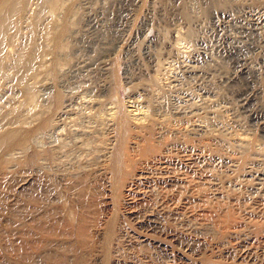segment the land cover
I'll return each mask as SVG.
<instances>
[{
  "label": "rangeland",
  "instance_id": "1",
  "mask_svg": "<svg viewBox=\"0 0 264 264\" xmlns=\"http://www.w3.org/2000/svg\"><path fill=\"white\" fill-rule=\"evenodd\" d=\"M46 1L26 0L25 12L13 19L16 26H12L16 30L12 27L10 39L3 47L5 52L2 51L8 62L0 73V95L4 100L13 99L25 105V109L37 112V115H31L24 124L30 131L27 148L13 154V162L11 160L5 168H0V264H113V256L107 253L105 230L100 227L104 223L102 226L106 229L109 221L117 229L119 226L127 228L132 242L140 235L149 236L145 244L134 250L138 254L152 255L159 264H182L188 256L193 264H252L248 259H239L243 251L240 246L247 242H253L255 246L253 257L261 261L257 264H264L261 245L264 216L262 219L248 217L238 234L221 228L208 212L207 220L202 222L197 218L189 220L187 225L181 220L174 224L162 222L164 231L173 229L187 233L188 238L194 237L187 252L188 249L170 244V238L166 239L165 235L146 234L143 225H137L123 210L117 188L108 189L104 181L109 172L107 161L111 159L104 156V149L109 144L117 148L119 143L123 145L125 142L124 147L131 153L136 135L149 133L159 146L169 141L209 144L218 148L221 157L233 161L231 168L216 164L215 169H210L223 184L221 201L225 205H229L226 203L230 196L240 197L242 201L264 200V181L261 184L263 193L261 190L255 195L245 193L246 187L255 182L250 177L251 172H264V141L258 138V131L250 127L238 101L247 82L241 80L233 87L223 83L222 75L230 77L233 66L232 63L226 66L217 51L222 48L219 50L222 52L229 46L223 42L224 33L217 37L213 22L199 12L201 0ZM252 1L230 0L228 5L220 8L224 15L217 21L227 20L230 47L237 43L246 49V67L256 88L258 111L264 117V73H260L264 65V21L261 28L249 27L245 32L240 31V27L249 23L248 7L257 5ZM52 5L56 6L52 8ZM38 9L41 10L39 56L34 74L26 78L28 83L25 85L28 86L22 87L16 85L12 77L10 61L29 39L30 19L39 13ZM255 9L264 20V5ZM225 16L228 18L224 19ZM135 108L139 111L134 112ZM160 113L166 116H158ZM196 124L201 125L202 131L190 129ZM161 129L165 134L159 138L157 134ZM238 142L252 144L253 155L247 162L242 161L245 150ZM244 168L251 171L246 173ZM26 175L33 178L29 188L17 189V182ZM235 179L240 180V186L235 184ZM216 203L220 201L214 202L218 209ZM251 213L256 215L257 209ZM72 228H76L80 235L69 234ZM154 241L164 242L162 244L170 251H160ZM240 241L244 243L239 244ZM125 243L121 244L122 252L115 259L121 257L122 264H134L141 256L132 259L133 253L126 251Z\"/></svg>",
  "mask_w": 264,
  "mask_h": 264
},
{
  "label": "bare ground",
  "instance_id": "2",
  "mask_svg": "<svg viewBox=\"0 0 264 264\" xmlns=\"http://www.w3.org/2000/svg\"><path fill=\"white\" fill-rule=\"evenodd\" d=\"M43 1H44V3L47 2L46 0H43ZM56 1L57 0H53L52 3L56 2ZM229 2H230V0H201L200 3H198V10H199L200 13L205 15L207 17V19H209V21L213 22L212 23L213 24L212 28H214L217 37H220V36L222 37L221 34L224 33V36L222 37L223 42L225 43V45H228L229 47H226L225 49L222 50V52H219V50L222 49L221 48L217 52H218V55L222 56L223 63H225L226 66H229V64L232 63V66H233V71L232 72H233V74H231L230 77L222 75V78H224V79H222L224 81L223 83H225L229 87H233L236 83H238L241 80H245L247 82V88L242 93L239 94V100L238 101L241 104L240 109H241V112L246 116L247 121L250 124V127L252 129L258 131V134H259L258 138H260L262 141H264V117H263L262 113L260 112V110L258 111V107H257L258 106V97H257V93H255V89L256 88H255V85L253 84V81L251 80V78H252L251 77V72H249V70L246 67V64H247V52H246V49L242 45L240 47V45L237 44V43L236 44L232 43L233 46L230 47V45H231V37H230L229 34H227V32H228V24H227V22H225L227 20L222 21L220 23L217 21L218 19L222 18V16L224 15V14H222L223 11L220 8L225 7L226 5H228ZM251 3L257 4V5L248 7V9H250L248 11V13H249V23L247 24V26H242V28L240 27V31L245 32L249 27H251L253 29L261 28L260 26L263 25L262 21H264V20L261 19V16H260L259 12H257V10L255 8L256 7H260L261 5H264V0H253ZM232 4H233V1H232ZM25 5H26V0H0V73H1V70H2L3 66L6 64V62H8V61L4 60V59H7V58H4L2 56V53L5 52V51H3V49H4L3 47L6 46L5 41L8 42L9 39H10L9 35H10V30L13 27L12 26L13 19L19 13L25 12L24 11L25 8H26ZM52 6H53L52 8H54V6H56V5H52ZM42 9H43V6H42L41 10ZM41 10H39V13L37 12L38 14L33 16L31 19L28 17L30 19V26H31V28H30L31 29L30 37H29V39L27 40V42L23 46L21 45L22 47L20 49H18L17 53L15 52L16 54H15L13 60L10 61V63H11L10 65L12 66V70H13L12 71L13 73L11 72L12 77L15 79L16 85L18 84L19 86H22V87L23 86L25 87L26 86L25 84L28 83V82H26V81H28V80H26L27 76H29V74H30L29 77H31V74L35 71V61L38 59V56H39V54H38V51H39L38 50V37H39V31H40L39 30L40 29L39 28V26H40L39 24L41 22L40 21ZM26 17H27V15H26ZM187 17L189 18V15H187ZM227 18H228V16H227ZM227 18H226V16L224 17V19H227ZM15 23H16V21H15ZM13 25H15V24H13ZM210 26H212V25H210ZM13 28H15V27H13ZM65 29H66V27H65ZM15 30H16V28H15ZM253 35H254V33H253ZM263 37H264V34L262 35V39H263ZM248 39H249V37H248ZM251 40L253 42H255V41L257 42L256 39L255 40L251 39ZM4 43H5V45H4ZM225 45H224V47H225ZM9 55H8V58L10 57ZM13 55H14V52H13ZM215 55L217 56V54H215ZM6 56H7V53H6L5 57ZM9 59H11V58H9ZM11 66H10V68H11ZM260 71H261L260 73H262V72L264 73V65L260 68ZM23 89H25V88H22V90ZM28 89H29V87H28ZM26 93H28L27 89H26ZM5 99H6V97H5ZM31 104L32 103H30V105ZM24 107H25V105L23 106L21 104H18L15 101H13V99H12V101L10 99L9 100H4L3 96L0 95V168H5V166L7 164H9V162L12 160L13 154L15 155L17 152L18 153L21 152V151L23 152L24 148H27L26 146H28L30 131L27 130V128L24 127V124L28 121V119L31 117V115H37V112L36 113L35 112L32 113V111H29V110H27V108L25 109ZM162 107H163V105H162ZM136 110H137V108H135L134 112H136ZM156 110L158 111V109H156ZM156 110H155V113H157ZM137 111H139V110H137ZM158 116H160V117L164 116L165 117L166 115H161V113H160V114H158ZM110 118H112V117H110ZM123 118H125V117H123ZM123 118H122L121 121H123ZM126 121H129V119L128 120L126 119ZM126 123L128 124V122H126ZM126 123H123V124L125 125ZM171 123L172 122H169V124H171ZM119 126H120V124H119ZM128 126H129V124H128ZM141 127H143V126H141ZM171 127H172V125H171ZM58 129H59V127H58ZM162 129L157 134L159 138H162L163 135L165 134V131L162 130ZM190 129L193 130V131H202V127H201L200 124L199 125L198 124L192 125L190 127ZM126 131H127V129L125 130V132ZM128 131H130V130H128ZM140 132H142V131H140ZM40 133H38V134H40ZM33 134H35V133H33ZM152 136L149 133L148 134H144V133H140L139 134L138 133L136 135L137 141L133 142V146H132V149H134V151L131 152V153H130V151L128 152V150L124 147L125 146L124 145L125 142L122 143L123 145H120V143H119V146L117 148H116V146L113 147V146H111L109 144L104 149V156L107 157V158L111 157V159L109 161H107V164H108V168L107 169H108L109 172H107L105 177H104V181L106 183V187L108 189L113 188L114 186L117 188V191L119 192V197L122 198V203H123V207H124L123 210H125L126 213H128L129 218L132 221H134L135 223H137V225H138V223L140 225L141 224L143 225L144 230L147 232L146 234L159 233V235H165L166 239H167V237L171 239V241L169 239V243L170 242L174 243V246L176 245L177 247H180L183 250L188 249L187 250V252H188V251H190L189 250L190 249L189 248L190 247L189 243H191V241H193L192 238H194V237L188 238L189 235L187 233H183V232H180V231L178 232V231H175L173 229L169 230V231H164L162 229V224H163L162 222L171 221L174 224L178 220H181L182 224L187 225V222L189 220L195 219V218L199 219L202 222V221L207 220L206 218H207V212H208L211 216L216 218L215 220L221 226V228H223V229L225 228L226 231L229 230L230 233H236L237 232V234H238V231H240V230L242 231V227L244 225H246L245 221H246V219L248 217L249 218L252 217L253 219L254 218L258 219L259 217H261V219H262V216H264V200H261V199L260 200L259 199L244 200L243 199V201H242V199L240 197L236 198L234 196L233 197L230 196L228 202L226 203V204L229 203V205H225V203H223V201H221L223 199V194H221V187L223 186V184L220 183L221 182L220 178L217 175H215L216 172H214V175H213L210 172V169H212V167H213V169H215V167H217L216 164H221L222 166L227 167V169H228V168H231V166H232V164L234 162L233 161L229 162L230 159L227 160L225 157H221L218 154L219 153L218 148H212L209 144H208L209 146L207 145L208 146L207 147L204 144H202V145L201 144H190V143L186 144V143H182V142H181L182 144L181 143L179 144L178 142H175V141H172V142L169 141V142L165 143L164 145L159 146L157 144L158 141H157V143L153 142V139L151 138ZM244 136H246V135H244ZM52 137H54V136H52ZM120 137H121V135H120ZM126 137H127V135H125L124 139ZM49 142H51V141H49ZM239 142H238V144L240 145V147L244 148V150H245V155H243L242 161L247 162V160L250 159L252 157V155H253L252 144L251 143H247V142H244V143H242V142L239 143ZM197 143H199V142H197ZM39 144H40V142H39ZM114 145H115V143H114ZM49 146H51V145H49ZM215 147H217V146H215ZM54 150H57V148L54 147ZM50 157H48V158L50 159ZM52 157H53V155H52ZM57 157H59V156H57ZM54 158H56V157H54ZM11 162H13V160ZM255 166H256V164H255ZM9 168H11V167H9ZM244 171L246 173H249L251 170L248 169V168H244ZM251 173H253L251 176L249 174L248 175L251 178L253 177V179H254L253 181H255V182H254L253 186L246 187V190L243 188L245 190V193L247 192V195H248V193H249V195H251V193L254 194L256 192H261L262 191L261 190V187H262L261 184L264 181V172L256 171V172H251ZM242 177L248 179L247 176H243L242 175ZM35 179H36V177H35ZM18 180H19V178H18ZM32 181H33V178L31 176H27L26 175L25 177H23L20 180V182H17V186L16 187H17V189H24L25 187H28L32 183ZM235 181H236L235 184L239 185V181L240 180L235 179ZM74 183H75V180H74ZM241 183H242V181H241ZM3 189H4V187H3ZM117 191L116 192L114 191V192L117 193ZM240 191H242V189ZM135 192H138V195H135ZM240 193L242 194L243 192H240ZM262 193H263V191H262ZM256 195H258V193ZM56 196H57V194H56ZM228 197H229V195H228ZM215 201H220V203H218V204L216 203L218 209H216V207L214 206V202ZM111 205H113V204H111ZM243 207H245L244 210H242ZM80 208H78V209H80ZM211 208L214 209V210H211ZM15 209H16V207H15ZM114 209H116V208H114ZM253 209H255V210L257 209V214L256 215L251 213V211ZM104 217H106V216H104ZM123 218H125V217H123ZM261 219H259V220H261ZM66 220H67V218H66ZM208 220H211V219H208ZM251 221H253V220H251ZM105 222H107V220H105ZM128 224H131V223H128ZM102 225L100 227H102L105 230V235L104 236H106L105 240H106V243H107V245H106L107 246V250H108L107 253L109 252V254H111L113 256V258H114L113 259V264H120L121 263L120 261H122V260H120L121 257L120 258L117 257L116 259H115V257L117 255H119L120 252H122L121 250L123 249V247H121V244L124 241H126V243L124 245V246H126V248L124 247L126 249V251L129 252L131 250L132 253H133V256H130V257H132V259L133 258L138 259L140 256L142 257V258L140 257V259H138V260L134 259L135 260L134 264H142L141 262H144L145 264H159L160 263V262L158 263L156 261V259H153L152 255H145L143 253H140V254H142V255H140V254H138L139 253L138 251H135L137 249L136 248L137 246H140L143 243L145 244V242L148 241V237L149 236L147 237L146 235H140V236H138V239L133 241L134 242L133 243L132 240H131L132 238L130 239L129 233L126 230L127 228L126 229H122L123 227L121 228V226H119V228L117 229L115 224L112 223L111 221L106 223V229ZM258 225H262V224L258 223ZM259 227H261V226H259ZM221 228H220V230H221ZM133 229H134V227H133ZM185 229H187V228H185ZM139 230H140V228H139ZM69 234L75 236L76 234L80 235V232H78V230H76V228H72ZM79 235H78V237H80ZM155 236H152V237H155ZM152 237H150V238H152ZM235 240H237V239H235ZM80 241L81 240H78V242H80ZM154 242L156 244L155 246L160 251H163L165 253H168L170 251L167 246L162 244L164 242H162V243L157 242V241H154ZM193 242H192V244H193ZM242 243H244V242H241L239 244H242ZM206 245H207V243H206ZM261 245H262V248H264V240L261 241ZM172 247H173V245H172ZM240 247H242L243 251H242V255L239 257V259L240 258L241 259H246V260L248 259L252 264L261 263V261H259L257 259V257L256 258L253 257V254H254L253 252H254V248H255V246L253 245V242L252 243L251 242L250 243H248V242L244 243ZM201 248H202V246H201ZM160 251H159V253H160ZM192 252H191V254H192ZM132 253H131V255H132ZM175 254H176V252H175ZM194 256H193V258H194ZM197 256H199V255H197ZM188 257H185V259H183V261H182L183 263L182 264H193L192 260L189 259ZM125 258H127V257H125ZM6 259H7V257H6ZM108 260H109V258H108ZM75 261H76V259H75ZM250 262H248V263H250Z\"/></svg>",
  "mask_w": 264,
  "mask_h": 264
}]
</instances>
